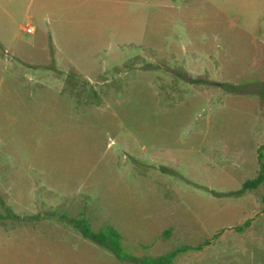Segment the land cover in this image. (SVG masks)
Instances as JSON below:
<instances>
[{
	"label": "rangeland",
	"instance_id": "rangeland-1",
	"mask_svg": "<svg viewBox=\"0 0 264 264\" xmlns=\"http://www.w3.org/2000/svg\"><path fill=\"white\" fill-rule=\"evenodd\" d=\"M175 60L211 85L123 68ZM223 83H264V0H0V264H130L61 216L115 228L137 258L210 240L173 264H264V186L211 194L258 174L264 98Z\"/></svg>",
	"mask_w": 264,
	"mask_h": 264
},
{
	"label": "trees",
	"instance_id": "trees-1",
	"mask_svg": "<svg viewBox=\"0 0 264 264\" xmlns=\"http://www.w3.org/2000/svg\"><path fill=\"white\" fill-rule=\"evenodd\" d=\"M129 62V61H128ZM128 62L124 63L123 68H127L129 70H125L126 72H133V71H158L164 69L168 74H170L172 77L178 79L179 81H182L186 84H189L193 87L194 90H204L209 87L210 82L204 78L201 77H193L190 74L187 73L184 64L181 61L175 60L174 67H166L164 66L160 61L158 64H151V63H145V67L142 69H137L133 65L128 64ZM18 63L23 65L19 61H14V64ZM45 71L52 73L54 78H56L58 81L62 82L64 85L74 86L72 85V82L77 80L78 78H82L81 75H78L77 73L69 70H64L57 68L56 66H51L47 68H42ZM254 85V84H252ZM251 85H244V86H237V85H231L223 83L221 85V89L230 95L234 96H258L261 98H264V83L262 84V87L259 90L246 92L244 91L245 87H249ZM80 87H85L88 89L87 95L84 97H79L78 100H81L82 104L85 106L89 105H95L99 106L101 104V96L100 94L92 88V85L89 81L84 80L80 82ZM264 149V146L260 147L259 153H258V162H259V172L253 179L246 180L243 184L240 190L230 193H215L211 192L213 196L217 197H233V196H243L246 193L252 192L261 186H264V161L262 160V154L260 153V150ZM129 159L131 160V163L134 167L139 169L142 162L134 159L133 157L129 156ZM151 167V166H149ZM161 173L166 175H173L174 171L167 168V167H161L160 168ZM17 219V217H15ZM60 222H64L67 225H70L72 228L77 230L81 236L92 242L93 244L97 245L98 247L110 252L112 255L115 256V258L124 263H130V264H173L174 260L176 259L178 254L188 252L190 250H201L203 247L210 245L211 241L206 240L204 243L196 248H192L189 246L181 247L178 250L172 251L166 255L159 256V257H145V258H137L131 255H128L122 245V236L120 233L113 227L107 226L99 231H93L89 222L85 219H73V218H66L64 216H61L58 218ZM248 224V223H246ZM242 227L238 228L237 230H241ZM169 233L166 231L163 233V236L166 237Z\"/></svg>",
	"mask_w": 264,
	"mask_h": 264
},
{
	"label": "crops",
	"instance_id": "crops-1",
	"mask_svg": "<svg viewBox=\"0 0 264 264\" xmlns=\"http://www.w3.org/2000/svg\"><path fill=\"white\" fill-rule=\"evenodd\" d=\"M24 30L26 31V33L28 34H34L35 29L31 26H26L24 28ZM28 30H30V32H28ZM55 32L57 34V37L61 38L62 40H66V35L64 34V26L60 27L58 24H55ZM55 39V38H54ZM54 45L57 46V48L61 51L60 47H58V43L56 42V39L54 41ZM69 46V45H68ZM65 48L67 49V46H65ZM43 79L40 78V81H42Z\"/></svg>",
	"mask_w": 264,
	"mask_h": 264
},
{
	"label": "built area",
	"instance_id": "built-area-1",
	"mask_svg": "<svg viewBox=\"0 0 264 264\" xmlns=\"http://www.w3.org/2000/svg\"><path fill=\"white\" fill-rule=\"evenodd\" d=\"M28 32H30V30H28Z\"/></svg>",
	"mask_w": 264,
	"mask_h": 264
}]
</instances>
